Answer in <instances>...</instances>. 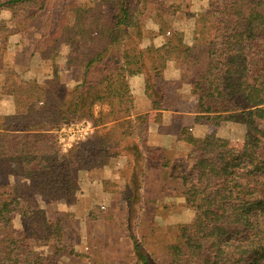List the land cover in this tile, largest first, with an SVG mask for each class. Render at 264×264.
I'll return each instance as SVG.
<instances>
[{
  "label": "trees",
  "instance_id": "1",
  "mask_svg": "<svg viewBox=\"0 0 264 264\" xmlns=\"http://www.w3.org/2000/svg\"><path fill=\"white\" fill-rule=\"evenodd\" d=\"M108 1L106 10L101 3ZM171 6L163 0H102L93 6L0 0V12H10L0 18V53L43 15L29 58L45 70L43 88L25 90L22 106L0 112V159L17 161L20 172L14 183L0 181V264H60L63 252L80 264H160L136 231L155 200L145 195V163L167 167L170 156L146 145L147 113L136 112L125 65L137 63L147 95L161 105L162 69L178 53L194 60L196 122L234 121L244 134L239 147L212 132L192 137L187 172L171 171L170 179L181 180L184 208L194 216L178 224L164 247L166 264H264V0H206L199 16L213 35L198 48L164 17L174 13H168ZM147 12L159 25L160 46H141L152 31L144 24ZM84 26L92 27L93 38L83 37ZM63 43L69 45L67 60L86 59L80 73L51 67ZM6 87L2 93L16 92ZM82 119L91 121L93 131L63 151L54 131ZM123 154L128 157L118 179L126 205L120 225L130 229L124 235L129 246L107 263L87 251L73 252L61 220L49 217L36 198L75 202L74 192L98 180L94 175ZM95 211L88 215L96 218ZM16 217L24 224L18 234Z\"/></svg>",
  "mask_w": 264,
  "mask_h": 264
},
{
  "label": "rangeland",
  "instance_id": "2",
  "mask_svg": "<svg viewBox=\"0 0 264 264\" xmlns=\"http://www.w3.org/2000/svg\"><path fill=\"white\" fill-rule=\"evenodd\" d=\"M75 1L93 6L95 2L102 0ZM163 1L168 5L173 4V6L168 7V13L171 11L174 13L164 17H168L169 19L167 20H169L178 31H181L185 43L190 45L194 44L195 48H198L202 45L204 40L212 37V27L203 22L199 16L204 8L206 0ZM101 4L104 9H110L109 1L107 3L102 2ZM9 14L10 12L8 10H2L0 12V18L6 19L9 17ZM144 17L146 28L149 30H152L153 28L156 30L158 29L159 25L157 24V21H153V19L148 16V12L145 13ZM21 18L22 17L19 16L15 18V24L19 23ZM43 19V15L38 16L35 21L30 24V29L23 32L21 38L17 36L16 44H18V46H11L10 43L8 48L0 53V86L2 84L3 90L7 89V85L8 88H13L14 86L16 88V93L22 97L25 90L41 89V87H39L40 83L36 81V77L43 76L45 70H42V66H37V63L40 61L37 59L33 61V59L29 58V53L32 49V42H34L37 36V31L41 29ZM68 20L69 22L72 21V15L68 17ZM82 35L84 38H93L94 33L92 27L84 26ZM160 37L162 36L160 35ZM13 42L15 43V41ZM60 48L63 50L64 45L61 44ZM57 51L55 53L56 62L51 65L54 70H58L63 64L62 60L58 58L59 51ZM175 56H177L175 58H178L183 66V77H188L189 74L187 72L192 73L191 70L194 66V60L192 58L183 57L181 53L175 54ZM84 59V57L79 59V64L76 65L77 67L73 68V72L80 73L83 64L81 62H83ZM26 67L28 69H25ZM9 73L11 76L7 77ZM22 77L26 79H21ZM196 123L199 125L202 123L203 125V132L197 134L212 132L217 136L227 139L229 144L233 147H239L242 143L244 127L240 123L226 120H222L217 124L214 122L204 123V119L198 120ZM67 133L69 134L67 131L63 134L62 137L64 140L61 141V144H66V148L77 140L76 138L67 137ZM89 133L90 132L87 134ZM191 138L192 137H190L189 141L190 146ZM79 139L81 140L83 138L80 137ZM18 173L19 171L16 162L13 160H0V181L7 180L14 183L20 178ZM97 177L99 180L98 185L93 186L87 183L85 186H82L74 192L73 198L76 200L75 202H67L68 204L76 205L79 209L84 206H88L89 208L92 206L91 209L96 210V218L88 215V221L85 218H82L79 213H76V215H70L67 213V207L65 208V205H58L57 203L51 204L45 210L49 217L61 220L63 232L66 233L65 240L67 239L70 243H75L82 239L83 242L88 243L89 247H92L90 245L91 242V244H93V252H87L93 255H98L101 259L104 258L107 263H112L116 260H111L109 257H112V255L110 256L105 253L107 252V248L109 247V251L110 249L113 250L114 244V247H117V249L120 248L118 257H121V254L129 246V240L124 235L129 232L130 229H127L128 225L126 226V224L120 225L123 210L125 208L124 206L126 205L124 200V188L121 185V180L118 179L119 176H116V178L114 177L115 179H113V176ZM146 178L148 183L145 188V195L147 197H155V200H152L148 205L150 206L147 208V212H149L148 220L142 222L140 228L137 229L136 232L139 236L143 237L148 250L157 253L160 264H166L164 247L166 244L174 240L178 224L183 221L192 220L194 214L192 209L184 208L180 179H170L169 176H150V178L146 176ZM83 188L84 190H81ZM105 191H112V193L109 195L110 193L108 194ZM83 193L90 194V196L85 195L86 197L84 198L83 195H81ZM91 196H93L92 199H90ZM37 200L38 205L40 204L39 206L43 205L40 198ZM80 222L82 223V229L79 231ZM23 226V221L19 217H16L14 219L15 234H18L23 229ZM112 240H114L113 243ZM82 244L84 245V243ZM75 249H77L76 252L86 251L84 248L81 250V247L78 246H76ZM65 253L67 254V252ZM80 263L81 261H77V264Z\"/></svg>",
  "mask_w": 264,
  "mask_h": 264
},
{
  "label": "crops",
  "instance_id": "3",
  "mask_svg": "<svg viewBox=\"0 0 264 264\" xmlns=\"http://www.w3.org/2000/svg\"><path fill=\"white\" fill-rule=\"evenodd\" d=\"M22 34L23 32L20 34L13 35L11 37V41H12L11 46H18V44H16V39H17V36L21 38ZM13 41H15V43ZM162 43H163V37H160V35L158 34V29L156 30L155 28H153L151 31V36L144 38L141 42V46L145 47L150 44H154L155 46H160L162 45ZM63 45H64L63 50L60 48V46L58 49L59 51L58 58L62 60L63 64H62V67L58 68V70L56 69V71L62 74H68L70 71L73 70V68L77 67L76 65L79 64L78 61L80 60H77V61L67 60L65 57V54L67 50L69 49V45L67 43H63ZM175 57L177 56H175L174 54L170 60H167L164 68L162 69L163 82L161 84L162 89L160 93V96L162 98L161 105H157L154 103L155 101L154 99H157V98H151L147 95L145 91V76L141 72L137 63L135 61H131L125 65L126 78L128 80L130 92L135 97V102H137L136 112L138 114L147 113V131L145 135L146 145L150 147H154V148H161L165 150L166 154L170 156L169 158L170 163H169V166L167 167L156 166L153 161L148 160L147 163H145V176H147L148 178H150V176H171V171L178 172V174L187 172V169H188L187 167L190 164L186 161V155L190 149L189 148L190 147L189 145L190 137L203 135V134H197L199 132H203L202 131L203 125L202 123L200 125L197 124L196 119H195L196 114H197L194 108L195 102L197 99L196 77L191 72H187L189 76L188 77L185 76L184 78L183 77V66L179 62V59ZM81 63H83L82 64V68H83V66L86 63V59H84L83 62ZM25 69H28V68L26 67ZM26 78L22 77L21 79H26ZM186 78H187V81H186ZM36 81L40 83L39 87L42 88L44 86V75L43 76L41 75L40 77H36ZM2 92H3V89H2V84H1L0 86V111L1 112L12 113L16 107L23 105L24 103L23 96L20 97V95L17 94L16 92L10 93V94L2 93ZM98 108H99L98 106L95 107V112L98 110ZM102 108L103 110H105L106 106L103 105ZM70 125H73V127H77L78 125H81L84 127L87 133L88 132L91 133L94 129L92 127L91 121L87 119H82L78 122L70 123L68 125L66 124L62 125L58 130L54 132L56 134L57 141L59 145H61L60 147L63 151L67 150L71 146V145L70 146L68 145L67 146L68 148H66L65 146L66 144H61V141L64 140L62 135L66 132V129H67V132H69L73 128L72 127L71 129H69ZM87 133L86 135H88ZM66 135L67 137H71V135L68 133ZM127 157L128 156L124 154L119 155L118 160H120V162L118 161V163H115L112 166L111 165L105 166L94 176H113V179H115L116 176H121L120 171L124 167L123 164L126 163ZM0 160H4V159H0ZM5 161H8V160H5ZM13 161L16 162L17 168L19 171L17 161L15 160ZM18 174H19L18 176H20V172ZM88 183L89 185L91 184L93 186L98 185L99 180H95L92 183L91 182H88ZM81 190H84V188ZM105 192L108 194L110 193L109 195H111L112 193V191L110 192L105 191ZM81 195H83L84 198L86 197L85 195L90 196V194H86V193H83ZM38 198H40V201L43 202V205H41L40 207L44 209H47L48 206H50L53 203H57L58 205L60 204L65 205V208L67 207L66 211L68 214L76 215V213H79L81 214L82 218H85L86 220L89 219L88 217L89 207L88 206H84L83 208L79 209L76 205L68 204L63 199H59L49 204V200L45 195L39 196L36 199ZM92 198L93 196H91L90 199ZM81 225L82 223L80 222L79 231L82 229ZM113 241L114 240H112V243ZM82 243H84V245ZM81 244L83 245V247ZM90 245L93 247V244H91V242H90ZM76 246L81 247V250L82 248H84L86 251L93 252L92 247H89L88 243L83 242L82 239H80L79 241L75 243L72 242L71 247L73 248L74 252H76L77 250L75 249ZM119 251H120V248L117 249V247H114V244H113V250L110 249L109 251V247H108L107 252L105 253L110 256L112 255V257H109V258L115 261L118 259ZM77 261H79V258L75 257L74 254L71 255L68 253L66 254L64 252L61 253V255L56 260V262L60 264L62 263L63 264H77Z\"/></svg>",
  "mask_w": 264,
  "mask_h": 264
},
{
  "label": "built area",
  "instance_id": "4",
  "mask_svg": "<svg viewBox=\"0 0 264 264\" xmlns=\"http://www.w3.org/2000/svg\"><path fill=\"white\" fill-rule=\"evenodd\" d=\"M72 127L73 126L70 125L69 129H71ZM66 131H67V129H66ZM69 132H70L69 134L71 135V137L76 138V139H79L80 137L81 138L84 137L87 133V131H85L84 127L81 125H78L77 127H73L72 130H70Z\"/></svg>",
  "mask_w": 264,
  "mask_h": 264
}]
</instances>
